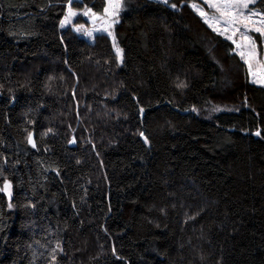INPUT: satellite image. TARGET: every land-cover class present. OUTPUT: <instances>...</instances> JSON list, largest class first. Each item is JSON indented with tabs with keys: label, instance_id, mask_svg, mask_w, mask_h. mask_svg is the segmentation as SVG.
<instances>
[{
	"label": "trees",
	"instance_id": "trees-1",
	"mask_svg": "<svg viewBox=\"0 0 264 264\" xmlns=\"http://www.w3.org/2000/svg\"><path fill=\"white\" fill-rule=\"evenodd\" d=\"M186 1L122 0L119 61L60 27L104 0H0V264H264V87Z\"/></svg>",
	"mask_w": 264,
	"mask_h": 264
},
{
	"label": "rangeland",
	"instance_id": "rangeland-1",
	"mask_svg": "<svg viewBox=\"0 0 264 264\" xmlns=\"http://www.w3.org/2000/svg\"><path fill=\"white\" fill-rule=\"evenodd\" d=\"M79 1L70 0V2ZM104 1L105 7L102 15H96L89 9L78 12L72 9L69 3L60 27L71 28L89 43H92L97 35L107 36L118 60L121 61V52L115 43L113 29L121 13L122 0ZM155 1L166 5L169 0ZM255 1L187 0L185 4L213 33L233 45L234 53L246 67L249 83L264 87V16L249 8ZM78 16L82 18L83 23L74 25ZM252 35H257L258 38ZM258 47H261V51H258ZM219 111L221 109L213 108L207 112L204 111V114L205 117H210ZM1 192L9 202L12 196L10 184L4 183Z\"/></svg>",
	"mask_w": 264,
	"mask_h": 264
}]
</instances>
